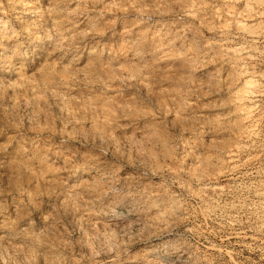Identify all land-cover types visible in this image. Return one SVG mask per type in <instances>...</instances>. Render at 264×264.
<instances>
[{"label":"rangeland","instance_id":"1","mask_svg":"<svg viewBox=\"0 0 264 264\" xmlns=\"http://www.w3.org/2000/svg\"><path fill=\"white\" fill-rule=\"evenodd\" d=\"M121 159L138 208L85 204ZM30 200L0 264L50 216L34 264H264V0H0V223Z\"/></svg>","mask_w":264,"mask_h":264},{"label":"clouds","instance_id":"2","mask_svg":"<svg viewBox=\"0 0 264 264\" xmlns=\"http://www.w3.org/2000/svg\"><path fill=\"white\" fill-rule=\"evenodd\" d=\"M130 163L132 162L123 161V159H121L117 163V166L110 171L108 176L101 177L100 181L95 182V186L85 192L86 195L91 197V200L85 202V204L91 203L92 201H99L101 208L111 204H122L127 206L129 212L135 211L142 202L146 192L141 182L142 173L138 166L133 165L131 171L125 173L123 178L118 175L121 171V167H128ZM74 169L79 170L76 166H74ZM78 187L88 188V186L85 185H80ZM75 192V188H64V193H66V195L64 201L58 206V213L61 209L65 212L69 210H79L80 201L84 200V195L77 193L74 196L73 193ZM45 194L59 195L61 193H58L55 188L50 187ZM105 200H107L108 204H105ZM34 208L35 205L30 200L29 203L24 206L23 210L18 211L16 220H12L11 217H6L4 222L0 223V227L11 228L17 226L19 220L28 218ZM5 211L6 209L0 206V215H4ZM49 219L54 221V223L50 224L49 228L40 232H36L35 229L31 227L35 225V221L31 219L28 221L29 227L27 229H21L31 241V247L28 248L27 245L25 248L17 247L15 252L19 254L25 252L27 248L25 254V261L27 264H34L37 255L36 249L41 245H48L50 248H55L58 251L63 247L62 237L58 235L59 230L56 228V224L59 223V221L56 217L50 216Z\"/></svg>","mask_w":264,"mask_h":264},{"label":"bare ground","instance_id":"3","mask_svg":"<svg viewBox=\"0 0 264 264\" xmlns=\"http://www.w3.org/2000/svg\"><path fill=\"white\" fill-rule=\"evenodd\" d=\"M244 8H245V7H244ZM249 9H250V8H249ZM240 68H241V67H240ZM165 208H166V207H165ZM167 211H169V210L167 209ZM141 213H142V214H145V213H146V210L143 208V210L141 211ZM147 215H148V214H147ZM122 216H123L122 214H118V213H116V214H111V215L106 216V217H109L110 220H113V221H114V219H116V218H118V217H120V218H124V217H127L128 215H127V216L125 215V216H123V217H122ZM106 217H105V218H106ZM156 217H157V216H156ZM156 217H155V218H156ZM105 218H104V219H105ZM120 218H119V219H120ZM138 218H139V217H138ZM155 218H154V220H155ZM165 219H166V218H165ZM105 220H106V219H105ZM140 220H141V219H140ZM136 221H137V220H136ZM166 221H167V220H166ZM126 222H127V221H126ZM133 223H134V222H133ZM133 223H128V224H126V225H123V224H122V225H123V226H126L127 228H126V227H125V228L128 229ZM137 223H138V222H137ZM154 223H155V221H154ZM159 223H160V222H159ZM123 226H122V227H123ZM122 227H121V228H122ZM126 229H124V230H126ZM121 230H123V229H121ZM151 257L153 258L154 261L158 262L159 264H172V261H170L169 258L163 257V256H161V255H159V254L152 255Z\"/></svg>","mask_w":264,"mask_h":264}]
</instances>
